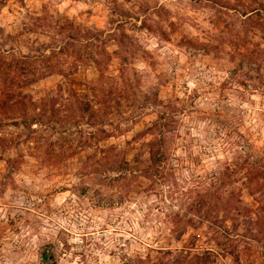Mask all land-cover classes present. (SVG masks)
I'll return each instance as SVG.
<instances>
[{
	"label": "rangeland",
	"instance_id": "obj_1",
	"mask_svg": "<svg viewBox=\"0 0 264 264\" xmlns=\"http://www.w3.org/2000/svg\"><path fill=\"white\" fill-rule=\"evenodd\" d=\"M0 264H264V0H0Z\"/></svg>",
	"mask_w": 264,
	"mask_h": 264
},
{
	"label": "trees",
	"instance_id": "obj_2",
	"mask_svg": "<svg viewBox=\"0 0 264 264\" xmlns=\"http://www.w3.org/2000/svg\"><path fill=\"white\" fill-rule=\"evenodd\" d=\"M158 159H159V162H158V165H157V169L158 172H160V169H161V164L163 163V160H164V153H163V144H159V151H158Z\"/></svg>",
	"mask_w": 264,
	"mask_h": 264
}]
</instances>
